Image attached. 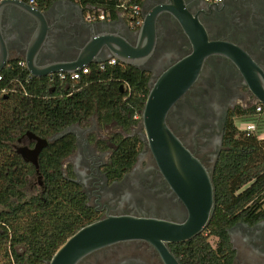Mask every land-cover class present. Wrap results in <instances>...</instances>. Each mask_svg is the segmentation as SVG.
<instances>
[{"label":"flooded vegetation","instance_id":"1","mask_svg":"<svg viewBox=\"0 0 264 264\" xmlns=\"http://www.w3.org/2000/svg\"><path fill=\"white\" fill-rule=\"evenodd\" d=\"M171 1L143 0L140 8L142 21L145 15ZM181 2L205 29L209 39L224 40L239 46L264 68V0ZM33 7L36 11H0V33L10 56H24L33 36L44 26L47 27L48 37L53 39L51 44L58 57L69 56L87 40V26L84 21L81 22L78 11L72 6L57 0L46 8ZM110 22H113L111 26L99 27L96 32L119 31L131 43L137 42V30L141 24L136 27L118 19ZM155 33L153 51L137 68L148 74V92L164 71L191 53V45L180 23L164 9L159 10L156 16ZM107 53L102 52L99 58ZM43 56L39 55V62H42ZM258 103L241 71L227 59L212 56L203 62L197 77L173 101L167 112L168 127L204 165L202 167L213 187V207L209 219L194 237L208 234L206 228L214 211L213 173L217 154L225 148L226 127L230 120L236 125V118L256 114L255 111L247 114L240 112ZM261 106L260 112H264V105ZM139 116L141 120V113ZM237 128L240 129L239 126ZM62 130H67L65 135L71 134L74 138L71 152L61 161L63 175L78 185L86 196V204L93 208L98 218L117 213L154 216L177 223H183L188 218L185 201L180 192L164 179L146 144L140 121L125 129L114 121L103 123L92 115L88 123L75 122ZM125 138L138 139V152L129 167L121 165L112 168L119 166L112 163V157L119 142ZM19 143L32 148L35 140L23 139ZM13 146L16 151L17 144ZM64 166H68L65 171ZM185 193L188 199L198 198L194 187ZM263 220L254 224L236 221L227 228L233 250L230 264H264ZM192 238L183 242L165 243L174 261L166 260L148 241L127 240L97 249L77 264H185L179 250L183 247L182 243ZM216 240V236H208L212 246ZM41 264H46V261Z\"/></svg>","mask_w":264,"mask_h":264},{"label":"trees","instance_id":"2","mask_svg":"<svg viewBox=\"0 0 264 264\" xmlns=\"http://www.w3.org/2000/svg\"><path fill=\"white\" fill-rule=\"evenodd\" d=\"M54 1L37 0V6L46 8ZM69 1L84 9L102 8L110 21L118 18L115 0ZM88 67L87 75L66 83L29 76L16 59L0 71V89H11L0 94V264H41L68 236L98 218L78 185L63 175L61 161L74 145L71 134L41 150L42 185L29 196L24 187L35 168L13 146L33 139L31 135L48 138L72 123H88L92 115L125 129L139 123L133 116L141 113L148 74L119 62L102 69ZM255 107L240 114L253 113ZM224 145L213 173L214 211L208 234L182 243L179 255L185 264H230L233 250L227 228L236 221L254 224L264 219V137L240 130L230 120ZM118 146L112 163L119 166L112 168L129 167L140 147L138 139H122ZM209 235L217 237L214 246Z\"/></svg>","mask_w":264,"mask_h":264},{"label":"water","instance_id":"3","mask_svg":"<svg viewBox=\"0 0 264 264\" xmlns=\"http://www.w3.org/2000/svg\"><path fill=\"white\" fill-rule=\"evenodd\" d=\"M78 11L83 22V8L69 0H58ZM171 13L180 23L190 45L191 53L164 71L149 90L141 111L140 123L146 144L163 177L180 192L189 211L183 223L164 218L134 213L106 214L89 222L68 236L58 246L46 264H77L89 253L113 243L127 240H145L153 244L168 261H174L165 243L183 242L199 233L207 223L213 207V187L205 174L204 166L168 127L166 115L173 101L180 96L197 77L203 62L212 56H221L233 63L242 73L257 101L264 105V68L239 46L224 40H211L195 17L189 14L181 0L157 8L145 15L137 30V42L131 43L119 31L103 30L113 24L110 21L86 23L87 40L73 53L58 57L52 47L53 39L48 37L44 26L33 36L24 56L10 57L5 40L0 33V71L11 60L22 59L32 77L64 72L70 73L85 65L116 58L121 64L138 68L153 51L156 40L155 19L159 10ZM36 11V8L20 0H0V11ZM121 20V19H118ZM108 51L106 56L100 54ZM63 52V51H61ZM64 53V52H63ZM39 55H44L39 62ZM122 87V85H121ZM62 130L49 138L31 135L34 146L16 148L26 162L31 163L39 175L38 156L41 150L67 133ZM218 156V154H217ZM42 185V181H40ZM194 187L198 198L185 196L186 190ZM188 188V189H187ZM264 221V220H263ZM262 221V222H263Z\"/></svg>","mask_w":264,"mask_h":264},{"label":"built area","instance_id":"4","mask_svg":"<svg viewBox=\"0 0 264 264\" xmlns=\"http://www.w3.org/2000/svg\"><path fill=\"white\" fill-rule=\"evenodd\" d=\"M24 1L31 6H37V0H20ZM116 5L119 9L118 18L121 20L128 21L133 26H139L142 23V18L140 14V8L143 0H115ZM207 3H220L223 0H204ZM83 19L87 23H93L97 21H110L107 17V14L102 8H89L83 10ZM119 62L116 58L111 57L106 61H102L99 63H95L96 68L102 69L105 65H114ZM120 63V62H119ZM8 65V64H7ZM19 65L25 67V63L23 60H19ZM90 72V68L88 65L83 66L80 69H77L70 73L58 72L47 75L50 81H60L62 83H66L67 81H75L80 79L82 76L87 75ZM30 76V75H29ZM0 80H2V76L0 75ZM11 89L8 87H4L0 89V94H6L10 92ZM261 104L258 103L255 107V112L258 114L261 111ZM135 118H140L139 113L134 115ZM241 130L246 131L247 133L255 132L256 127L254 123H246L244 127H240ZM261 138L260 136H258Z\"/></svg>","mask_w":264,"mask_h":264},{"label":"rangeland","instance_id":"5","mask_svg":"<svg viewBox=\"0 0 264 264\" xmlns=\"http://www.w3.org/2000/svg\"><path fill=\"white\" fill-rule=\"evenodd\" d=\"M246 123H254L256 130L255 133L260 136L261 138L264 137V112H259L258 114H254L253 116L238 117L236 118V125L239 127H244ZM17 146H23L22 143H16ZM68 166H64V171L67 169ZM42 178H39L38 174H34L27 178V183L24 187V192L27 196L36 194L40 188V181ZM1 209V205H0ZM212 241V239H211Z\"/></svg>","mask_w":264,"mask_h":264},{"label":"crops","instance_id":"6","mask_svg":"<svg viewBox=\"0 0 264 264\" xmlns=\"http://www.w3.org/2000/svg\"><path fill=\"white\" fill-rule=\"evenodd\" d=\"M82 8H83V7H82ZM83 9H84V8H83ZM87 9H89V8H87ZM10 57H11V58H14L15 56L11 55ZM20 60H22V59H20Z\"/></svg>","mask_w":264,"mask_h":264}]
</instances>
